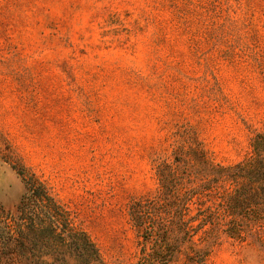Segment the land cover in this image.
Segmentation results:
<instances>
[{
	"label": "rangeland",
	"instance_id": "374dc122",
	"mask_svg": "<svg viewBox=\"0 0 264 264\" xmlns=\"http://www.w3.org/2000/svg\"><path fill=\"white\" fill-rule=\"evenodd\" d=\"M259 133L264 0H0V207L14 214L34 175L103 264H264V206L224 214L229 184L187 202L186 221L211 208L222 224L191 240L132 221L167 224L173 195L206 184L189 147L232 167Z\"/></svg>",
	"mask_w": 264,
	"mask_h": 264
},
{
	"label": "trees",
	"instance_id": "16d2710c",
	"mask_svg": "<svg viewBox=\"0 0 264 264\" xmlns=\"http://www.w3.org/2000/svg\"><path fill=\"white\" fill-rule=\"evenodd\" d=\"M192 148L189 147L186 151L188 159L183 163L192 171L197 172L195 168L207 171L206 184L187 189L183 196L173 195L174 208L167 224H161L163 220L160 218L147 219L142 215H135L132 221L138 228L142 229L150 222L153 225L145 228V232L149 234L147 240L154 239L170 246L176 239H180V232L183 234V240H191L205 226L211 229L220 227L222 224L217 209L199 210L195 217L185 220V216L189 213L187 202H190L194 196L203 197L204 192L209 190L208 185L212 183L217 184V188L219 184L235 187L232 192H221L218 205L226 215L233 211L234 203L241 200L250 204L254 202L256 207L260 204L264 206V134H256L252 139V156L232 167L212 165L206 159L204 152H201L195 161L192 154L196 151ZM180 151L183 154V151ZM177 167L178 165L173 168L174 188L177 186L175 181L178 175L175 172ZM21 174L24 193L16 212L11 214L0 207V264H68L69 262L103 264L98 248L89 235L74 224L71 212L55 199L46 185L34 175L24 171ZM182 174L189 176L192 173L182 172ZM157 201H160V197ZM143 208V204L138 203L135 204L133 211ZM197 220V226L193 227L191 223ZM163 226H166L164 230L161 229ZM227 231L233 234L237 232L230 222ZM198 254L195 251L194 255Z\"/></svg>",
	"mask_w": 264,
	"mask_h": 264
}]
</instances>
